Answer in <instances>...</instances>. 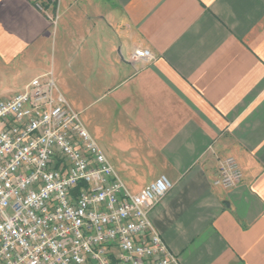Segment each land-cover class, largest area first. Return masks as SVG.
<instances>
[{
  "label": "crops",
  "instance_id": "1",
  "mask_svg": "<svg viewBox=\"0 0 264 264\" xmlns=\"http://www.w3.org/2000/svg\"><path fill=\"white\" fill-rule=\"evenodd\" d=\"M49 72L182 264H264V0H0V100Z\"/></svg>",
  "mask_w": 264,
  "mask_h": 264
},
{
  "label": "built area",
  "instance_id": "2",
  "mask_svg": "<svg viewBox=\"0 0 264 264\" xmlns=\"http://www.w3.org/2000/svg\"><path fill=\"white\" fill-rule=\"evenodd\" d=\"M243 179L228 155L213 184ZM172 187L161 175L131 193L52 72L0 100V264H182L151 219Z\"/></svg>",
  "mask_w": 264,
  "mask_h": 264
}]
</instances>
